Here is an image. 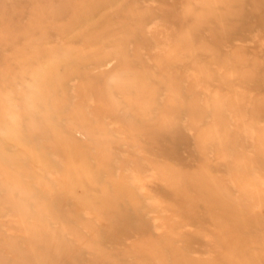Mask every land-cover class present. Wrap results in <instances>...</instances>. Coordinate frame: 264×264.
Here are the masks:
<instances>
[{"label":"rangeland","instance_id":"rangeland-1","mask_svg":"<svg viewBox=\"0 0 264 264\" xmlns=\"http://www.w3.org/2000/svg\"><path fill=\"white\" fill-rule=\"evenodd\" d=\"M0 264H264V0H0Z\"/></svg>","mask_w":264,"mask_h":264},{"label":"clouds","instance_id":"clouds-1","mask_svg":"<svg viewBox=\"0 0 264 264\" xmlns=\"http://www.w3.org/2000/svg\"><path fill=\"white\" fill-rule=\"evenodd\" d=\"M29 89H30L29 94H27L25 96V105H26V107L31 108L33 106L32 105L31 86H29ZM9 119L12 122H15L18 119V115H17L16 110H15L14 102L12 103V111H10V113H9Z\"/></svg>","mask_w":264,"mask_h":264}]
</instances>
